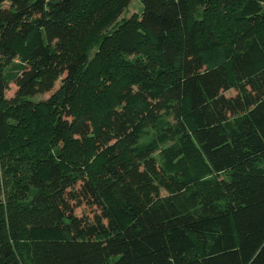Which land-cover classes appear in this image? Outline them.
Masks as SVG:
<instances>
[{
	"label": "trees",
	"instance_id": "trees-1",
	"mask_svg": "<svg viewBox=\"0 0 264 264\" xmlns=\"http://www.w3.org/2000/svg\"><path fill=\"white\" fill-rule=\"evenodd\" d=\"M129 1L0 0V264H264V0H141L97 68Z\"/></svg>",
	"mask_w": 264,
	"mask_h": 264
},
{
	"label": "rangeland",
	"instance_id": "rangeland-1",
	"mask_svg": "<svg viewBox=\"0 0 264 264\" xmlns=\"http://www.w3.org/2000/svg\"><path fill=\"white\" fill-rule=\"evenodd\" d=\"M106 2V1H105ZM195 8V6H194ZM196 9H200V5L197 4ZM100 11V10H98ZM141 12V0H130L128 3V6L122 11V13L112 22L107 26L106 28H103L99 31L98 35L95 38H91L90 45L85 49L86 50V56L89 58L90 63H93L95 67L98 68L99 62H97L96 58L98 54H102L103 57L105 58H110L113 54L112 49H114V37H113V32L116 28H118L120 25L134 20L138 17V15ZM93 13L96 16V13L93 11ZM94 20V17H87L84 20V24L81 27H77L74 31V35L71 38L70 44L68 45V48L66 50V56L71 57L74 54V51H76L77 47L81 45V41L86 38L89 35V28ZM103 50L104 52H108L109 50L111 52L107 54L100 53V51ZM113 60L115 61V55L113 56ZM59 83H57L54 87V89L48 93H42L39 94L35 97V101H46L45 103L51 99L52 94L58 89ZM15 87L14 85L10 84L8 90L5 92V97L10 98L13 96L15 92ZM225 96H233V92H228L225 94ZM82 105V104H81ZM233 118L230 119V125H233ZM50 118L47 123H49ZM43 130V129H42ZM45 131V130H44ZM24 143V138L21 135L17 136V140L15 143V149L18 151L20 155L25 151V148L23 146ZM42 145V155L34 158L31 157L29 158L28 162V168L30 170H33L37 166L40 168L42 161L44 160V156L47 153L46 151L50 148L49 144V139L46 141V136L44 140L41 142L40 140L36 141V146L37 147H32L30 148V154H35L39 150V145ZM24 174H20V180L24 178ZM76 215L81 216L82 214H89V209L86 207H79L77 210H75Z\"/></svg>",
	"mask_w": 264,
	"mask_h": 264
}]
</instances>
